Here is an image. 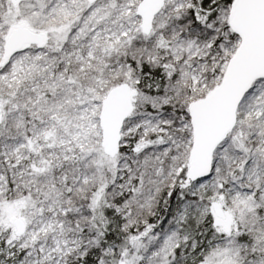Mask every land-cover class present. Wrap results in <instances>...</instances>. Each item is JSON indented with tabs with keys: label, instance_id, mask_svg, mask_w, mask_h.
<instances>
[{
	"label": "snow or ice",
	"instance_id": "6c2138e0",
	"mask_svg": "<svg viewBox=\"0 0 264 264\" xmlns=\"http://www.w3.org/2000/svg\"><path fill=\"white\" fill-rule=\"evenodd\" d=\"M0 264H264V0H0Z\"/></svg>",
	"mask_w": 264,
	"mask_h": 264
}]
</instances>
